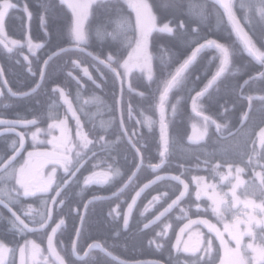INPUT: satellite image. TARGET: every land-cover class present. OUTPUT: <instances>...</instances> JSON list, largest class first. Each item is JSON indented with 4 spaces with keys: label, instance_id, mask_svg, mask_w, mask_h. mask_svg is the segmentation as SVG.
Masks as SVG:
<instances>
[{
    "label": "trees",
    "instance_id": "trees-1",
    "mask_svg": "<svg viewBox=\"0 0 264 264\" xmlns=\"http://www.w3.org/2000/svg\"><path fill=\"white\" fill-rule=\"evenodd\" d=\"M18 2L21 7L27 3L32 11L31 20L29 21L25 13L18 9L10 10L5 19V34L12 39L24 40L30 37L32 42L40 45L42 58L39 69L43 60L58 50L56 45L62 40L59 26L66 22V14L70 15V10L61 9L58 6L59 0H18ZM148 2L154 5L158 27L169 21H172L173 25L179 21L190 25L188 34L177 32L173 36L159 31L153 32L152 36L155 40L150 38L148 46V52L152 55L150 70L132 68L126 72L122 66L132 51L125 40L126 36L132 35L127 27L120 28L115 19L109 23L102 10L98 11L95 17H89L91 27L87 22L85 24L86 38L81 44L83 48L105 61L114 49L119 48L122 52L119 57L120 66L113 64V67H117V71L122 74L121 117L131 143L139 149L143 165L131 184L118 196L89 205L81 225L77 246L80 253H83L89 244L99 242L111 255L126 262L157 261L163 264H191L195 258L193 255L185 254L180 250L175 254L172 250V241L177 228L184 221L194 217H205L213 223L216 220L210 208V200L202 197L197 199L194 179L205 178L218 182L219 176L229 165L243 168L244 176L247 179L252 178L253 181L256 171L264 174V159L260 158L261 154H264V147L257 145V134L264 127V100L261 99L264 97V81L258 78L249 80V76L258 77V71L252 69L264 71V67H261L259 62L244 49V45L228 24L227 17L220 18L223 10L215 5L214 0H148ZM239 2L240 0H234L237 17L243 14ZM41 3H51L54 6V11L47 18L50 36L45 35V29L41 26ZM120 3L125 16L130 14L134 23V12L124 4L123 0H120ZM175 4H180V7H172ZM202 8L205 10L206 18L201 26V35L227 43L230 48V63L228 70L207 89L203 97L197 99L195 111L192 97L204 88L217 70L220 55L218 51L208 48L198 54L196 60L185 70V79L169 91L165 103L169 146L164 163L160 164L159 152L162 146L159 95L163 91L165 81L171 78L170 73L174 74L175 68L179 67V62L184 58V56L176 57L174 53L187 55L191 52L186 41L191 37V28L195 27L191 21L198 18L197 13ZM217 8L219 11L216 10ZM18 17H24V20ZM101 24L106 25V29L101 28ZM245 31L257 47L264 45V33L258 23L246 25ZM200 42L203 43V40ZM62 46L68 47L67 44ZM232 48L236 50L235 56L232 55ZM72 60L79 61L80 66H86L96 82L101 83V87L97 88L95 85L89 87L82 81L85 84V88L82 89L74 80H70L71 85L77 89L72 95L87 96L93 104L90 109L86 107V119L90 123L95 122L96 127L102 128L103 131L105 128L108 129V134H105L107 143H101L104 144V153L99 155L97 161H105L107 165L116 169L113 178L106 186L73 189V195L67 199L64 210L58 213V216L65 217V225L58 234L60 243L56 246L57 250L66 262L71 260L75 264H80V261L67 253L71 251L85 201L97 191L104 195L117 191L136 168L138 157L121 132L117 110L119 86L109 69L99 65L86 54L71 51L54 57L48 63L45 80L49 83L53 82L54 85H61L65 71L75 70ZM177 60L179 62H176ZM165 63L169 66L166 67ZM245 80L249 82L245 84ZM197 111L202 113L201 117L196 114ZM205 116L211 117L216 123L208 125L207 135L203 139L190 140V136L194 137L202 130ZM149 120L152 122L151 127L147 123ZM217 124L221 126L219 130ZM194 126L197 129L196 134L193 131ZM101 133L98 134V143ZM253 149L255 152L252 151ZM116 157L118 162L115 160ZM154 165L159 167H153ZM88 172L90 170L85 174ZM159 174L181 175L190 185L188 197L166 219L146 229L145 224L179 192V186L174 182H160L142 196L127 229H124L123 212L132 194L142 184ZM217 188L225 194L224 190L228 188V183L217 184ZM154 197L156 199H153ZM151 199L153 205L150 209L142 211L143 205ZM225 199L231 203L228 195ZM115 206L118 208L114 209ZM240 211H243L241 207H232L225 212V220L232 222ZM3 214L10 226L9 216ZM162 230H165L166 234L163 237L157 236ZM202 232L206 237L211 238L209 234ZM45 238L46 235H43L38 241L44 252ZM18 244L14 242L15 249ZM211 257L215 258V263L219 259V250L215 242ZM84 260L94 264H119L101 252L91 253Z\"/></svg>",
    "mask_w": 264,
    "mask_h": 264
},
{
    "label": "snow or ice",
    "instance_id": "snow-or-ice-1",
    "mask_svg": "<svg viewBox=\"0 0 264 264\" xmlns=\"http://www.w3.org/2000/svg\"><path fill=\"white\" fill-rule=\"evenodd\" d=\"M124 4L127 5L129 9L132 10L135 14L134 23L131 21L130 14L126 17L124 14L123 7L120 3V0H59V7L61 9L66 8L70 10V15L66 14L65 23L59 26V32L62 37L61 43L56 45L58 51H54L49 59H52L53 56H59L61 54H68L73 48H80L81 44L85 41V24L86 22L91 27V21L89 17H95L96 13L100 10L103 11L106 19L111 23L114 19L117 22L120 28L127 27L129 31L132 33L130 37H125L127 41L128 47L132 48V51L128 54V60L124 62L122 65L125 71L130 70V64H133L135 67L141 68V70L147 68L151 69V61L152 55L148 52V46L150 42V38L155 40L152 36L154 31H159L161 33H168L170 35H175L177 32H181L183 34H188L190 25L186 24L184 21H179L175 25H173L172 21L167 23H163L162 26L158 27L157 24V15L154 12V5L150 4L148 0H123ZM215 5H218L219 8L223 9V12L220 13V18L227 17V22L231 25L232 30L236 33L238 37L241 38V41L244 45V49L248 52V54L253 57L256 61L259 62L261 67H264V45L261 47H257V45L253 42L251 36L245 31V26L249 24H259L264 33V0H240L239 8L242 10V15L237 17L234 8L236 4L234 0H214ZM41 26L45 29V35L50 36L51 33L48 31V23L47 18L54 11V6L51 3H41ZM174 8H179L180 4L172 5ZM219 8L216 10L219 11ZM20 10L27 16L28 20H31L32 11L27 5L24 3L23 6L17 2H13V0H0V39H7L5 34V19L9 14L10 10ZM198 18L192 19L191 23L195 25V27L191 28V37L188 41H186L187 45L191 48L190 54L183 53H174L176 57L184 56L182 62L178 60L179 67L175 68L174 74L170 73L171 78L167 79L164 83L163 91L160 92L159 95V104L158 109L160 112V144L162 149L159 152L161 157L160 164L164 163V158L168 153L169 146V138H168V124L165 119V103L167 101V95L169 91L181 83L184 77L185 70L188 69L189 65H191L197 58L198 54L208 48H213L219 52V65L217 70L212 75L211 79L204 86L203 89L197 91L195 97H192L194 111L195 104L198 98L203 97L207 89L213 85V83L221 77L223 73L228 70V66L230 63V48L227 43L218 42L215 39H209L206 36L201 35V26L206 18L205 10L202 8L197 13ZM258 18V19H257ZM18 19L24 20V17H18ZM175 19V17H174ZM243 21V23H242ZM101 28L106 29V25L101 24ZM108 35H115L116 33H107ZM203 40V43L200 41ZM13 44H19V41H12ZM63 44H67L68 47L62 46ZM28 45L31 49L33 47L32 40L29 37ZM193 45H195L193 47ZM40 45H36L39 47ZM7 47V44L5 45ZM162 47V46H161ZM11 51V49H9ZM171 51V49H169ZM236 50L232 48V55L235 56ZM91 55V53H89ZM122 55V52L119 48L114 49L111 53L108 54L106 61L100 60V57H95L97 60H100V63L106 64L107 67L113 71L117 77H121V73L117 71V67H119V57ZM164 55V54H161ZM72 65L75 67L80 66V62L77 60L71 61ZM116 64L117 67H113V64ZM162 63H164L162 61ZM248 63L247 61L245 62ZM48 64V61H45V65ZM165 66H169L165 63ZM253 71H258L257 76H249V80H256L257 78L261 81H264V71H259L257 69H252ZM85 75L88 74V69H83ZM41 77L44 75L43 69H41ZM3 73L0 71V77H2ZM71 75V72H69ZM191 75V74H189ZM151 78V76H149ZM249 81L245 80L244 83L247 84ZM6 81L4 84L6 85ZM54 91H60L61 95L63 92L61 89H54ZM8 93L11 96H17L19 93L14 92L11 88H8ZM4 93L0 90V96H3ZM264 100V97H261ZM251 100V98H249ZM173 111H175V105L172 106ZM69 111H71V106L69 105ZM197 115H201L202 113L197 111ZM246 116V114H244ZM73 116L75 117V112H73ZM205 124L195 135V139H203L204 136L207 135L208 125L215 124L216 121L212 120L211 117H204ZM123 123V122H122ZM149 126L151 127V121H147ZM36 120H26V119H17V120H7L0 119V125L4 126V130L6 132H15L16 128L24 127L27 128L30 125H35ZM52 127V126H50ZM217 129H220V125H216ZM81 125L79 118H76V136L79 137L81 135L80 131ZM194 134L197 133V129L195 126L193 127ZM39 132V129H37ZM18 136L17 140H13L11 142V151L12 155L0 157V183L5 184V188L3 191V198H0V205H2L5 209H7L9 213V221L11 224V229L15 230L21 238L23 239V244L19 245V255H20V264H28L26 257H31V264H75L74 261H65L64 257L60 255L59 252L56 251V245L54 240L56 238L58 230L61 229L63 225V221L61 220L56 224L55 227H51L50 221H52V212L53 209L49 207V200H43V211H36L33 213L31 211V205L27 206V209L21 205V212L24 218H21V214H18L17 211H14L16 205L20 204L21 197H30L35 196L37 193L46 194L52 188L53 178L52 175L45 177L41 173V181L39 183L30 182L26 179V170L29 166L30 159L35 155H46L52 156L51 159L45 160V164H52L53 169L52 173L56 172L57 165H60L64 168L65 172L69 171L68 164L71 163V160L67 155H63L61 157H56L51 153H36V152H28L29 160L25 161V163L19 167L18 169L15 166V161L20 151L24 146V138L26 133H16ZM33 140L36 141V133L32 134ZM261 145L264 147V129H261ZM194 137L190 136L189 139H193ZM55 140V138H53ZM100 141H104V137H99ZM42 143V142H41ZM48 143H53L52 140L48 141ZM92 141H86V144H90ZM107 143V141H105ZM86 146V145H85ZM135 146V145H133ZM55 147V145H54ZM104 147V144L101 145ZM66 152H70L71 149L65 145ZM255 152V149L252 150ZM137 154H139V149H137ZM261 159H264V154H261ZM251 159V158H250ZM43 167V165H42ZM153 167H159V165H154ZM231 165L229 168L231 169ZM79 170L78 168L76 169ZM237 173L243 171L241 168L236 169ZM72 175H75V172H72ZM259 176V184L256 185L253 182L250 195L255 196L257 193L261 196V203L256 204L254 200L246 199L243 201L246 208H251L252 213H246V219L240 220L236 219L234 222L224 223V232H221L215 225H212L210 221L204 220H190L189 223L185 224L183 228L180 229V233L183 234L186 229L191 232L192 225H204L208 228L209 234L214 233L215 239L220 241V247L224 251V257L221 258L220 264H264V174H257ZM92 177H88L85 179V183L87 184ZM175 180H179V177H173ZM203 179V178H199ZM10 182L11 187H7ZM64 183H67L65 181ZM183 183V181H180ZM243 181L239 180V176H237V184L233 185L232 188V197L233 200L230 203L225 199V196L220 195L219 193L213 192L212 195H209L208 198L212 202V212L216 215L218 221L225 220V212L229 211L232 207H235V203L239 202L238 197L236 196L235 188L242 184ZM187 184L184 185L185 190H187ZM213 189L214 185H211ZM61 185L57 184L56 187V196L50 197L52 204L63 203V200L57 201L56 197L61 196L62 193L60 191ZM15 193V195H13ZM204 194H207L206 192ZM185 195L184 191L180 192V195L177 196L176 200L172 202V205H169L171 208L173 205L177 204L181 197ZM201 196L200 186H197L196 197L199 199ZM153 199H156L155 197ZM87 207V205H85ZM199 208V205L197 206ZM129 209H131V205H129ZM168 209H165L167 212ZM255 213H258L259 219ZM163 215V213H161ZM83 217H81V222H83ZM125 226H127L128 218L125 216L124 220ZM32 225V227L29 226ZM243 224L244 227L241 228L240 225ZM51 227V233L47 232V229ZM148 227V225H145ZM259 229V232L256 229ZM35 233H43L47 236L48 248L47 252L51 259L44 256L43 250L40 249L39 245L36 244L34 240H29L27 236L29 234ZM227 233L229 239L225 240L224 235ZM166 234L165 230L157 233V236L163 237ZM199 236V244L196 246H189L187 242H184L183 251L186 253H191L195 258L191 261V264H215V258L210 257V254L213 249L214 239L206 237L203 233H197ZM76 235L79 237L81 235L80 229L76 230ZM247 236L250 238V242L246 245L243 243L244 237ZM177 250H180L181 244V235H177ZM234 242L235 247L232 248L229 245ZM151 243V241H150ZM96 248H101L103 250V246L100 244H92L89 245V251L85 252V256H89L91 250ZM16 249L9 248L3 241H0V264H14L13 260L6 259V254H14ZM203 252L204 256H200L199 253ZM80 249L76 245L75 242H72L71 251L67 253L69 256H76L77 260L80 261V264H94V262H90L89 260H84L79 255ZM111 255V253H109ZM39 257V259H37ZM120 264H124L123 261Z\"/></svg>",
    "mask_w": 264,
    "mask_h": 264
},
{
    "label": "flooded vegetation",
    "instance_id": "flooded-vegetation-1",
    "mask_svg": "<svg viewBox=\"0 0 264 264\" xmlns=\"http://www.w3.org/2000/svg\"><path fill=\"white\" fill-rule=\"evenodd\" d=\"M14 40L19 41L20 43L13 44L12 41ZM6 44L7 47H5ZM32 44L33 47L30 49L28 45V39H12L8 36L6 40L0 39V69L3 73L2 77H0V90H2L4 93L3 96H0V119L36 120L35 125H30L27 128L18 126L15 132H6L4 130V126L0 125V157L12 155L10 145L13 140L18 139V136L16 135V133L18 132L26 133V135L24 138V149L15 161V166L17 169L21 167L25 163V161L29 160V157L27 155L28 152L51 153L56 157H61L63 155H67L69 157V159L71 160V163L68 164L69 171L65 172L62 166L57 165L55 166L56 172L53 174V165L50 163H44L45 160L51 159L52 156H33L30 159L29 166L26 170V179L33 183H39L41 181V173L45 177L52 175V188L46 194L37 193L35 196L21 197L20 204L16 205L14 208V211H17L18 214H21V218H24L21 212V205H23L25 209H27L28 205H31V211L33 213H35L36 211H43V200L48 199L50 204L51 200L49 198L53 197L56 194L57 184H60L61 187H63L65 184L64 182L68 181V184L61 191L62 195L56 197L57 201L63 200V203L53 204V219L50 222L51 227H53L55 224L59 223L62 220V229L65 225V217L58 216V213H61L62 210H64L67 199H70L73 195V189H75L76 187L80 189H86L93 186H106L113 178L115 174L114 170L116 171V169L115 167L113 169L112 166L107 165L108 163L105 161H97L99 159V155L101 156L104 153V150L102 147H100V145L101 143L105 142V134H108V129L105 128V130L103 131L102 128L99 129L98 127H96L95 122L90 123L86 119V107L90 109L93 106L87 96L72 95V93L77 92V89L71 85V79L74 80V82H76L82 89L85 88V84L89 87L91 85H95L97 86V88L101 87V83L96 82V80L92 77L90 71H88V74L85 75L83 69L87 68L86 66H73V68H75L74 72H71L70 70L65 71V78L62 79L61 85H54L53 82L49 83L45 80V68L42 81L36 91L32 92L29 95L21 96L35 88L41 75L40 72L43 63L48 57L47 56L43 60L40 68L38 69L40 60L42 58V51L40 47H36V45L39 44L34 42H32ZM9 49H11V51H9ZM69 72H71V75H69ZM73 77L77 78V80H75ZM5 81L7 82L6 85L4 84ZM82 81L85 84H83ZM8 88H11L14 92L19 93V95H9ZM54 89H61L63 95H61L60 91H54ZM69 105L71 106V111H69ZM73 112H75V117L73 116ZM76 118H79L81 125V135L79 137L76 136ZM37 129H39V132H37ZM100 132H102L101 136L104 137V141L99 140L98 143L97 139ZM33 133H36V141L33 140ZM132 133L133 132H131V135ZM123 137L125 138L127 144L134 150L133 146L127 141L124 134ZM53 138H55V140H53ZM50 140H52L53 143H48V141ZM86 141H92V143L86 144ZM66 144L67 147L71 149L70 152H66ZM115 160L116 162L119 161L117 157L115 158ZM94 167L102 168L106 173L110 175L109 178L105 181L96 179L94 175L97 174L96 172H99L100 169H96V172H93L95 169ZM77 168L79 169L78 171L76 170ZM87 170H90V172L85 174ZM72 172H75V175H72ZM88 177H92V179L86 184L85 179ZM11 183L14 182H10L7 187L10 188ZM5 187V184L0 183V198H3L2 190ZM13 195H15V193H13ZM108 195L100 194L97 191L96 194H94L87 200ZM123 200L124 199H121V201ZM96 202L98 201H93L90 204ZM117 208L118 207L115 206L114 209ZM3 213L9 216L8 211L0 205V241H3L9 248H14V242H18V246L22 245L24 241L21 238V235H19L15 230L11 229V224L10 226L7 224V219ZM29 226L32 227L31 224H29ZM51 227L47 229V232L50 231ZM61 229L58 230L56 238L54 240L56 246L58 245V243H60V237H58V234ZM43 235V233L29 234L27 238L29 240H34L36 244H38L40 237H42ZM18 246L16 247V251L14 254H6V259L13 260L14 264H16L17 260L19 250ZM39 247L40 249H42L40 245ZM94 252L99 251H92L91 253ZM43 254L49 259V261L51 260L47 255V251H43ZM26 259L28 261V264H31V257H26ZM37 259H39V257H37Z\"/></svg>",
    "mask_w": 264,
    "mask_h": 264
},
{
    "label": "water",
    "instance_id": "water-1",
    "mask_svg": "<svg viewBox=\"0 0 264 264\" xmlns=\"http://www.w3.org/2000/svg\"><path fill=\"white\" fill-rule=\"evenodd\" d=\"M222 9V8H221ZM223 10V9H222ZM235 33V32H234ZM236 34V33H235ZM237 36V35H236ZM237 38L239 39V41L242 43L241 41V38L237 36ZM243 44V43H242ZM58 51V50H57ZM71 51H79V52H82L84 54H86L88 57H90L91 59H93L95 62L103 65L104 67L108 68L106 64H102L100 63V60H97L92 53L91 55H89V51H87L85 48H83L82 46H80V48H73ZM50 56V55H49ZM49 56L47 57V61L49 62L50 60H52L54 57L56 56H53L52 59H49ZM45 60V61H46ZM45 61L43 63V66H42V69L44 71V69L46 68V65H45ZM109 69V68H108ZM110 70V69H109ZM1 71V69H0ZM111 71V70H110ZM115 78H116V81L118 83V86H119V92H118V98H117V110H118V116H119V122H120V127H121V130L123 132V134L125 135L127 141L133 146V144L131 143L127 133L125 132V129L123 127V123H122V117H121V108H120V101H121V93H122V79L121 77H117L116 74L111 71ZM42 78L41 75L39 77V81L37 83V85L35 86V88L29 92H27L26 94L24 95H21V96H26V95H29L31 94L32 92L36 91V89L39 87L41 81H42ZM75 80H77V78L73 77ZM20 96V97H21ZM136 154H137V148L135 146H133ZM23 149H24V146H23ZM23 149L20 151L19 155L21 154V152L23 151ZM19 155L17 156V158L19 157ZM137 157H138V164L136 166V168L133 170V172L130 174V176L128 177V179L126 180V182L117 190L115 191L114 193L108 195V196H101V197H95V198H91L89 200H87L82 208V211H81V216H80V219H79V223H78V227L77 229H81V225H82V222H81V217L84 218L85 216V213H86V209L87 207L89 206V204L93 201H99V200H107V199H111V198H114L116 197L118 194H120L121 192L124 191V189L133 181V179L135 178L136 174L139 172L141 166H142V158H141V155L140 153L137 154ZM16 158V159H17ZM173 177H179L180 179L179 180H175L173 179ZM163 181H171V182H174L175 184H177L179 186V192L178 194L163 208L161 209L155 216H153L145 225H148V227H145L146 229H149L153 226H156L158 223H160L162 220H164L166 217H168V215H170L189 195L190 193V185L189 183L183 179L181 177V175H174V174H159L155 177H153L152 179H150L149 181L145 182L144 184H142L132 195L130 201L128 202L125 210H124V214H123V227L124 229H127L129 223H130V219L135 211V208L138 204V202L140 201V199L142 198V196L149 190L151 189L153 186H155L156 184L160 183V182H163ZM180 181H183V183H180ZM68 184V181L67 183L64 184L63 187L60 188V191L63 190V188ZM187 184V190H185L184 188V185ZM181 191H184L185 192V195L183 197L180 198V200L177 202V204L173 205L171 208H169V205H172V202L174 200H176L177 196L180 195V192ZM56 196V194L54 195ZM85 205H87V207H85ZM129 205H131V209H129ZM2 206V205H1ZM3 207V206H2ZM49 207L51 209H53V204L52 202H50L49 204ZM4 208V207H3ZM165 209H168L167 212H165ZM7 210V209H6ZM161 213H163V215H161ZM127 215V218H128V223H127V226H125V223H124V220H125V216ZM208 220L210 221V223L212 225H215L216 228H218L220 231L221 229L219 228V226H217L216 224H214L211 220H209L208 218H205V217H194V218H190V220H193V221H196V220ZM51 222V221H50ZM189 223V219L184 221L176 230L175 234H174V238H173V241H172V250L173 252L176 254L178 252L177 250V247H176V244H177V240H176V237L177 235H181V244H182V241L185 237V235L189 232L188 229L185 230V232L183 234L180 233V229L184 227L185 224H188ZM56 224L53 226L55 227ZM195 227H200L203 231H205L207 234H209L208 232V228L204 225H192L191 226V229L195 228ZM76 229V230H77ZM222 232V231H221ZM49 234L51 233V229L50 231L48 232ZM211 236L212 239H214V242L215 244L217 245V248L219 250V259L218 261L215 263V264H220L221 262V258L224 257V251L223 249L220 247V241L218 239H215L214 237V233L213 234H209ZM77 235H76V232H75V236H74V239H73V242L76 243L77 245ZM224 239H226L225 235H224ZM92 244H100L99 242H93L89 245H92ZM180 244V246H181ZM89 245L87 246V248L85 249V251L83 252V254H79L80 257H82L83 259H85L87 256L84 255L85 252H88L89 251ZM101 245V244H100ZM230 246V245H229ZM47 248H48V241H47V237H46V240H45V249L47 251ZM57 251V249H56ZM92 251H99L101 252L102 254L108 256L109 258H111L112 260H114L115 262L119 263L123 260L113 256V255H109V252H107L104 248L103 250L101 248H96L94 250H91ZM58 252V251H57ZM48 254V252H47ZM49 256V255H48ZM76 260H77V257L76 256H73ZM50 259H53L52 257L49 256ZM124 264H163V263H160V262H157V261H137V262H126V261H123ZM16 264H20V255H19V250H18V255H17V260H16Z\"/></svg>",
    "mask_w": 264,
    "mask_h": 264
},
{
    "label": "rangeland",
    "instance_id": "rangeland-1",
    "mask_svg": "<svg viewBox=\"0 0 264 264\" xmlns=\"http://www.w3.org/2000/svg\"><path fill=\"white\" fill-rule=\"evenodd\" d=\"M128 60V57L125 59V61ZM132 68H138V67H135L133 64H130V69ZM146 69V68H145ZM199 117H201L200 115H198ZM264 129V127L262 128ZM195 139V136L194 138ZM261 130L258 132L257 134V145H261ZM94 171L93 172H96L95 170L96 169H100L99 172H96L97 174H95V178L100 180V181H105L109 178V174L106 173L102 168H99V167H94ZM237 168H241L239 166H234V167H231V169L228 167H226L224 169V171L221 173V175L219 176V181L218 182H215L213 180H206L205 178L203 179H194V184H196V190H195V195H196V192H197V186L199 184L200 186V190H201V196L200 198H206L209 200L208 196L209 195H212L213 192L215 193H219L220 195L222 196H225V194H227L230 199H231V202L233 200V197H232V188H233V185H236L237 184V176H239V180L240 181H243L242 184H240L238 187L235 188V192H236V196L238 197V200L239 202L235 203V207L233 208H237V207H241V209L243 211H240L239 212V215L235 217V219H233L232 222H234L236 219H240V220H244L246 219V213H252V209L251 208H246L243 201H245L246 199H250V200H254L256 204H260L261 203V196L259 195V193H257L255 196H252L248 193H250L251 191V188H252V185H253V182H255L256 185L259 184V176L257 174H261L260 171H256L255 174H254V177H255V181H253V179H247L244 174H243V171L240 172L239 174L237 173L236 169ZM243 169V168H241ZM226 184L228 183V188H226L224 191H225V194L221 193L218 188H217V184ZM211 185H214L215 188L213 189L212 187H210ZM207 193V194H204V193ZM226 197V196H225ZM152 199L149 200L148 202H146L143 207H142V211H146L148 209H150V207L153 205L152 203ZM210 205H211V209H212V202L210 200ZM256 216H257V219H259V215L258 213H255ZM216 217V215H215ZM225 222H228L226 220L224 221H218L217 217H216V220H215V223L220 227L221 231L224 232V223ZM232 222H229V223H232ZM241 228L244 227L243 224L240 225ZM258 230V228L256 229V231ZM203 230L200 228V227H195L191 230V232H188L183 241H182V244L180 246V251L185 253V254H190L192 255L191 253H186L184 252L182 249L184 247V242H187L189 244V246H196L199 244V236H198V232L199 233H203L202 232ZM225 237L226 239L228 240L229 237L227 235V233H225ZM250 242V238L245 236L244 239H243V243L246 245L247 243ZM230 247L234 248L235 247V243L232 242L230 244ZM213 251V249H212ZM200 256H204V253L201 252L199 253ZM212 255V252L210 254V257Z\"/></svg>",
    "mask_w": 264,
    "mask_h": 264
}]
</instances>
